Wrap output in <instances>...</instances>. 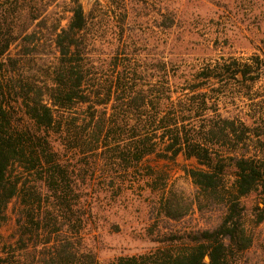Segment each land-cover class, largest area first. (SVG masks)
Here are the masks:
<instances>
[{
	"label": "rangeland",
	"instance_id": "1",
	"mask_svg": "<svg viewBox=\"0 0 264 264\" xmlns=\"http://www.w3.org/2000/svg\"><path fill=\"white\" fill-rule=\"evenodd\" d=\"M74 2L0 0V17L5 13L13 33L20 35L10 45L0 74V103L14 115L18 126L33 127L24 113L23 95L27 88L44 90L51 82L50 71L57 57L54 38L68 24ZM79 2L87 16V26L79 36L86 63L108 66L116 57L143 68L137 81L146 84L156 80L154 65L164 62L174 98L186 100L185 124L193 134L207 131L204 123L222 119L244 128L241 139L232 135L226 141L193 140L208 145L212 163L224 167L225 193L233 190L236 160L264 161V0ZM32 15L37 18L30 22ZM33 32L35 38L28 42L25 37ZM227 65L231 66L221 69ZM246 67L252 71L246 80L241 74L234 78V71ZM254 76L256 81L250 78ZM12 84L19 95L10 89ZM65 113L82 118L89 112L86 104H79ZM51 138L68 167L74 168L83 226L77 232L66 224L52 232L51 241L46 242L53 226L35 231L31 223H54L47 214L48 191L36 175L14 164L9 176L19 179L23 189L0 215V264H43L56 239L67 236L74 248L95 255L92 264H110L119 256L192 245L222 218V203L197 202V187L186 172L205 167L195 157L163 156L160 144L156 153L125 172L120 166L105 165L94 154L80 161L79 155L65 147L63 136L52 133ZM32 193L40 198H29ZM171 194L190 205L177 219L166 216L160 208L162 199ZM241 202L250 225L252 211L264 206L261 195L254 191ZM238 264H264V221L255 227L253 244Z\"/></svg>",
	"mask_w": 264,
	"mask_h": 264
},
{
	"label": "trees",
	"instance_id": "2",
	"mask_svg": "<svg viewBox=\"0 0 264 264\" xmlns=\"http://www.w3.org/2000/svg\"><path fill=\"white\" fill-rule=\"evenodd\" d=\"M70 12L68 24L60 28L54 38L57 57L50 71L51 82L44 90L27 88L23 95L24 113L33 127L16 125L14 115L0 103V215L7 203L23 189L19 179L9 176L10 167L18 164L44 183L49 194L47 214L55 220L54 223H31L32 228L44 231L53 226L46 242L51 241L52 232L62 230L66 224L68 229L77 232L82 228L74 168L68 167L54 147L52 133L63 136V140H67L65 147L73 155H79L80 161L94 154L102 158L105 165L120 166L125 172L156 153L163 144V156L174 158L185 154L205 166L188 168L186 172L197 187L198 204L222 203L225 206L222 218L212 230H205L196 237L192 245L119 256L110 264H238L242 254L253 244L255 227L264 221V206H257L252 211V223L248 225L241 202L242 198L258 191L264 204V161L236 160L233 190L225 193L224 167L212 163L208 145L193 140L226 141L232 135L241 139L244 128L232 120L222 119L204 123L202 127H207V131L197 130L193 134L185 124L186 100L179 96L174 98L175 91L164 62L154 65L156 80L146 84L137 81L143 68L117 61L116 57L108 66L86 63L79 36L87 26V16L79 0H75ZM7 17L5 13L0 17V74L8 60L10 45L20 36L13 33ZM36 18L32 15L30 22ZM25 38L32 42L35 33ZM109 66H112L110 71ZM250 72L246 67L234 71L233 75L237 78L241 74L246 80ZM204 76L210 77L207 73ZM250 78L256 81L258 77ZM10 89L20 94L16 84ZM30 91L33 94L29 95ZM79 104H86L87 115L82 118L66 115L65 112ZM34 194L29 198H40ZM160 208L166 216L177 219L188 212L190 205L171 194L162 199ZM57 219L63 221L56 223ZM94 261L93 253L74 248L73 240L67 236L56 239L43 264H92Z\"/></svg>",
	"mask_w": 264,
	"mask_h": 264
}]
</instances>
